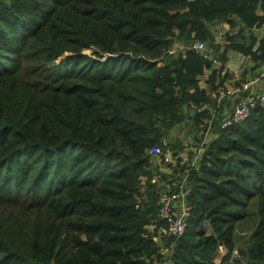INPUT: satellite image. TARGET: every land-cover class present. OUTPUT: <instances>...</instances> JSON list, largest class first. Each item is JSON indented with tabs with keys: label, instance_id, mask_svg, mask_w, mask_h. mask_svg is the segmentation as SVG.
<instances>
[{
	"label": "trees",
	"instance_id": "1",
	"mask_svg": "<svg viewBox=\"0 0 264 264\" xmlns=\"http://www.w3.org/2000/svg\"><path fill=\"white\" fill-rule=\"evenodd\" d=\"M222 22L239 29L225 43ZM263 27L264 0H0V264H264L260 98L244 123L211 118L198 162L166 175L150 155L176 150L186 109L210 119L233 79L215 62L249 57L242 88L264 66ZM158 172L186 178L180 237L162 231Z\"/></svg>",
	"mask_w": 264,
	"mask_h": 264
},
{
	"label": "crops",
	"instance_id": "2",
	"mask_svg": "<svg viewBox=\"0 0 264 264\" xmlns=\"http://www.w3.org/2000/svg\"><path fill=\"white\" fill-rule=\"evenodd\" d=\"M218 26H223L224 28L227 29L226 32L224 33H219V31L217 30L216 33L219 35L220 37V43H225V37L228 34H236L239 29L236 30H231L229 27V24L226 22H222V23H217L213 26H211V30L212 32L215 34L214 29L218 28ZM260 34L261 36H257V34H255V36L258 39H261L264 37V27L260 30ZM216 36V34H215ZM217 38V37H216ZM218 42L219 40L216 39ZM207 49V47H206ZM206 49L203 51H200L201 53H206ZM225 57V64L223 62L222 59H220L219 61L214 63V68L215 69H220L222 68L223 73L222 75L225 76L226 73H229L230 77H232L233 79H231V81H228L225 85L224 88L225 89H219L217 90L214 94L213 97H216V101H217V108H213V107H207L204 106L203 108L199 109V112H202L204 110L208 111V115H210V119H204L202 121H204V125H208L207 130L210 127L209 132H207L206 130V134H210V136L212 137L214 135V129L216 128L215 126H213V119L216 120H220L219 121V125L220 123L227 118L228 116H230L233 112V110L235 109V107L239 104V99L242 96H246L249 94H253V95H263L264 94V86H261L258 84L259 80H254L252 79L251 74L248 77V81L247 83L243 84V88L239 85L241 83L242 77L244 75L245 71H250L253 67H254V63L250 60L249 57H246L242 54H237L234 52H231L229 54H227ZM264 71V66H262L260 69H258L257 72H263ZM211 74V70H208L205 72V75L203 76V78L201 79V88L202 89H206L207 87V83H206V79L207 77ZM264 76V75H262ZM236 84H238V86H236ZM248 86L247 90H244V87ZM195 109H192L189 111V109H186V112L188 113V118L189 116H191V112L193 113V119L195 120ZM218 111V112H217ZM213 118V119H211ZM195 123V121H194ZM171 136V135H170ZM206 142L203 141V145ZM203 153V149H200L199 155L192 161V162H198V158L200 156V154ZM177 155V154H176ZM172 164H174V160H173V155L170 153L166 154L165 157V161L162 162L160 161V159H157L154 162V165L158 168V170L166 175H171L174 171V167ZM171 179V181H169ZM176 180H173L172 177L166 179V188L169 190L174 189V187L172 186L171 183H173ZM175 203L178 205V208L176 209L177 214H181L184 211L185 208V204H184V198H178L176 199Z\"/></svg>",
	"mask_w": 264,
	"mask_h": 264
},
{
	"label": "built area",
	"instance_id": "3",
	"mask_svg": "<svg viewBox=\"0 0 264 264\" xmlns=\"http://www.w3.org/2000/svg\"><path fill=\"white\" fill-rule=\"evenodd\" d=\"M195 49L198 51H203L206 49V45L202 42H196L194 44ZM248 86L244 87V90H247ZM257 98H260V103H264V94L263 95H244L240 98L239 104L235 107L232 114L225 118L221 123L220 127L226 129L232 127L236 124H241L247 121L251 115L252 110L255 108L257 103ZM209 129L207 132H209ZM151 161L154 163L157 159H160L161 151L158 147L152 148L150 151ZM161 161V160H160ZM171 181V179L169 180ZM151 184L161 186V196H160V212L159 218L161 221L166 222L167 227L163 228V233L169 237H180L184 234L186 230V220H185V208L181 214H177L176 209L178 205L175 203L178 198H185V184L186 178L182 180H176L172 184L174 188L179 190L178 193L172 192L166 188V179L163 178V175L158 172L153 175L151 179ZM171 193V194H170Z\"/></svg>",
	"mask_w": 264,
	"mask_h": 264
},
{
	"label": "rangeland",
	"instance_id": "4",
	"mask_svg": "<svg viewBox=\"0 0 264 264\" xmlns=\"http://www.w3.org/2000/svg\"><path fill=\"white\" fill-rule=\"evenodd\" d=\"M217 30L219 31V33H224L227 31V29L223 26H218V28L214 29L217 37L216 39L221 42L219 35L216 33ZM254 34H257V36H261L260 30L255 31ZM252 75V79H258V84L264 86V76H262L264 75V71L255 72L254 74L252 73ZM193 117V113L191 112V116H189V118H187L182 124L176 126L173 129L171 136H169L168 138L169 144L176 148V150L169 152L173 155L174 164L172 165L175 167L177 164L184 166L190 164L199 155L200 149L203 147V141L208 142L211 139L210 134L205 135L206 131L204 130V121L201 122V125H196L194 123ZM175 152L177 153V155H175ZM251 233L252 231L249 229H245L244 231L239 232L240 236L244 235V237H241L240 240L242 241L244 239L246 243V241H249ZM225 254L226 249L222 247L221 250L217 253L215 261L219 262L222 257L225 256Z\"/></svg>",
	"mask_w": 264,
	"mask_h": 264
},
{
	"label": "water",
	"instance_id": "5",
	"mask_svg": "<svg viewBox=\"0 0 264 264\" xmlns=\"http://www.w3.org/2000/svg\"><path fill=\"white\" fill-rule=\"evenodd\" d=\"M68 56L69 54H65L64 57L61 58V61L65 60Z\"/></svg>",
	"mask_w": 264,
	"mask_h": 264
}]
</instances>
